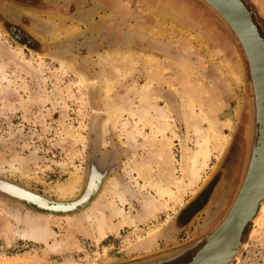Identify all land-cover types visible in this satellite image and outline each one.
<instances>
[{
    "label": "rangeland",
    "instance_id": "rangeland-1",
    "mask_svg": "<svg viewBox=\"0 0 264 264\" xmlns=\"http://www.w3.org/2000/svg\"><path fill=\"white\" fill-rule=\"evenodd\" d=\"M148 1L0 0V181L38 198L73 200L93 170L103 173L101 178L93 171L92 179L101 178L99 191L72 213L41 209L0 191V264H125L182 251L157 263L180 264L194 256L229 209L240 185L232 155L245 134L247 61L234 35L202 1L170 0L168 13L154 11ZM244 1L264 36V0ZM127 49L156 55L158 68L134 67L107 96L102 81L110 69L101 57ZM150 78L153 91L141 102L135 90ZM185 86L198 93L196 111L211 136V159L184 193L172 185L178 200L161 198L137 167L150 163L158 172L162 162L168 177L188 183L183 165L195 142L184 114ZM116 101L125 110L109 116ZM133 109L150 111L154 122ZM75 171L82 174L79 189L61 198L53 187ZM111 177L130 198L122 207L136 226L96 243L81 214L92 206L94 217L99 210L109 217L108 207L121 205ZM77 214L81 220L72 218ZM258 221L247 226L236 264H264V224ZM29 223L47 226L48 240L12 237Z\"/></svg>",
    "mask_w": 264,
    "mask_h": 264
},
{
    "label": "bare ground",
    "instance_id": "bare-ground-1",
    "mask_svg": "<svg viewBox=\"0 0 264 264\" xmlns=\"http://www.w3.org/2000/svg\"><path fill=\"white\" fill-rule=\"evenodd\" d=\"M113 2L114 1H112L111 4L116 6V4H113ZM148 2L152 6V8L154 7L153 8L154 11L168 13L167 8L170 5L169 3L170 0H150ZM218 3L221 6V9L228 16L233 18L235 17L237 19L236 21L237 25L242 30L241 32L246 37L247 44H249V47L253 53L256 66L259 71L258 78L260 79L261 82L259 86H260V96L262 101L261 116L263 123L262 125L259 126L260 127L259 130L261 131H259L258 138L255 142V148H254L255 153L251 155L253 152L251 153L250 148L252 147L253 144L252 140H254L255 121L250 108V105L252 104L253 100L250 99L249 97L247 110H246L247 117L245 121V129H244L245 134L243 136L247 143L243 171L247 170V165L249 162L250 167L253 166L251 167L252 169L251 174L249 176L247 183L245 184L244 189L241 192L240 198L238 199L239 200L238 210L232 217V222H231L233 225L230 228L228 229L226 228L225 230H223L221 236L206 250L207 253L205 252L206 254L202 255L200 260L208 259L214 256L218 257L221 254H223L225 251L229 250L230 248L233 249L239 245L240 237L242 234V232L240 231L243 225L245 224L246 220H248V218L252 215L257 202L260 200V195L264 190V46L262 43L263 40H261V38L258 37L257 31L254 25L252 24L251 17L244 4H242L239 0H220V2ZM120 10L121 13H124L123 8L121 7L118 8L117 6V12H119ZM142 27L144 28V26ZM155 56L156 55L151 53L148 54L131 49L123 50L121 52L119 50V52L117 53H107L105 55L103 54V58L100 56L101 61L103 60L106 63V66H108L110 69V71L106 72L102 81L104 86L103 90L105 89L104 92L106 91L107 96L110 95V93L113 91L115 84L118 81L122 80L127 76H130L133 73L135 69L134 67L138 65L140 66L141 64V65L150 66L152 71L156 70L158 67L155 62L156 61ZM0 71L3 70L0 68ZM2 77L5 78L4 74H2ZM80 77L81 80L86 84L87 83L86 76L80 74ZM153 88H154V79L150 78L147 81L141 83L140 87L137 90H135V93L139 96L141 102H145L148 100L151 92L153 91ZM185 89L189 90V93L186 92L188 94L186 95L187 96L185 101L186 110L184 111V114L186 116V120L188 121V128L190 129V132L192 133L195 142L194 143L195 148L188 150L189 154L186 157V163L184 162L185 165H183V176L188 179V183H184L182 179H175L174 177L172 178L171 176L168 177L166 174L165 165L162 162L160 163V165H158L159 167L158 172H155L153 170L150 163L149 164L145 163L144 165L142 164L137 167V171L139 175L144 179H146V182L149 184V186L152 189H154L155 192L158 194V196L161 198H165L168 196V197H175V200H178L179 199L178 195L176 194V191H174V189L172 188V185L178 186V191L180 194L184 193L189 185L195 184L200 179L202 171L208 167L209 161L211 159V154H212L211 136L208 129L201 124L203 118H201L200 114L196 111L197 101L195 99L198 93L197 91H194L196 90L194 86L192 87L185 86ZM165 98L169 102L167 103L169 107H171V105H174L171 104L173 103V99L170 98V95L165 96ZM124 106L125 105L123 102L116 101L111 106L110 111H108L109 116H114L117 113L122 112L123 110H125ZM130 111L132 113L136 112L142 117H146L149 120V122H154L153 121L154 117H152L149 114L150 111L147 112L146 109H138V110L133 109ZM228 121H232V120L227 119V125L229 124ZM104 144L105 145L107 144L106 140H104ZM79 172L78 171L72 172L65 181L57 183L53 187V191L56 192L61 198H67L68 196L73 195L75 191L79 189V185L82 181V174ZM96 172L97 173L99 172L102 178L103 173L100 172V170ZM242 176L243 175H241V179ZM101 178H99L100 180L97 179L96 177L93 178L86 187L85 193L80 196L78 195L79 197L73 200H67V199L52 200L50 198H42V197L38 198L36 196H40V194H37L33 191L29 192L26 190L27 193H24L25 191L22 192L24 188L23 190L21 189V191L16 190L22 187H18L15 185H6V184L5 186H7V188L11 190L13 188L12 191H15V193L19 194V196L26 197L29 200H32L39 205H44L45 207L51 209L62 210L72 213V211L76 212L77 208L80 205L83 206L82 208H84L89 204L92 198L88 199V197L99 191L98 189L100 188L101 185L100 182ZM110 179L111 180L109 182L110 183L109 185L113 187L114 193L118 197V200L121 202V205L118 203L111 204L110 207H108L110 210L109 217L107 216V214L104 213L105 211H101V210L98 211L99 216L94 217L91 214L92 206L90 208L87 207V209L85 208V210L81 214V216H84L86 219L90 221V225L92 229L91 231H93L91 234L96 243H100L103 239L106 238L107 234L113 233L115 231H119L122 227H126L132 224L136 226L135 225L136 219L131 213V211H126L122 207V204L126 203V201H128L130 198L129 199L126 198L125 190L121 187L120 183L115 177H111ZM31 194H34L36 196ZM81 216L77 214L75 217L72 218H77L81 220L80 218ZM259 218L260 220L259 221L257 220L258 221L257 223L259 226H261L262 224H264V206L261 209ZM15 236H19L20 238L28 239L34 242H41L48 240L49 231L47 226L43 224L29 223V225L26 228L15 230L14 235L12 237ZM192 260L190 262H192ZM221 260L222 261L220 262V264H223L224 261H226L225 257H222Z\"/></svg>",
    "mask_w": 264,
    "mask_h": 264
},
{
    "label": "water",
    "instance_id": "water-1",
    "mask_svg": "<svg viewBox=\"0 0 264 264\" xmlns=\"http://www.w3.org/2000/svg\"><path fill=\"white\" fill-rule=\"evenodd\" d=\"M200 1H202L212 12H214L217 15V17L224 23V25L230 30V32L234 35L236 41L238 42V44L241 47V50H242V53L244 55L245 60L247 61L249 73H250V81H249L250 99L253 100L252 104L250 105V108H251V112L254 116V121H255L254 139H257L258 135H259V131H261V130H259V128H260L259 126L262 125L263 121H262V116H261L262 101H261L260 86H259L261 82H260V79L258 78L259 71L257 69L255 59L253 57V53L249 47V44H247L246 37L241 32L242 30L237 25V22H236L237 19L235 17L233 18V17L228 16L221 9V6L218 3V2H220V0H200ZM239 1L246 6L247 11L251 17L252 24L254 25V27L257 31L258 37H260L261 40H263L262 43L264 46V36L261 35L259 26H258L257 22L255 21L254 16L252 14V10L249 8V6L245 3L244 0H239ZM254 153L255 152H253L252 155ZM251 167H253V166H251ZM251 167H250V164L248 163L247 170L245 171V173L241 179V182H240V185H239L238 190L236 192V195H235L229 209L227 210V212L223 216V218L218 222V224L207 235L205 244L199 250V252L196 253L192 262L185 263V264H220V262L222 261L221 260L222 257H225V259H226V261H224L223 264H236L237 263V261L239 260L240 256L243 253V250L246 247V243L243 240L246 228L250 223L251 224L255 223L259 219L261 209L264 206V190H263L262 194L260 195V200L257 202L252 215L248 218V220H246L245 224L243 225V227L240 231V232H242V234L240 237L239 245L236 248H233V249L230 248L229 250L225 251L223 254H221L218 257L214 256V257H211L208 259H203V260H200V258L202 257V255H205L207 253L206 250L221 236L223 230H225L226 228L228 229L233 225L231 223L232 217L234 216V214L238 210V204H239L238 199L240 198L241 192L244 189L245 184L247 183V181L249 179V176H250L251 170H252ZM93 171L89 177V180L87 182L86 187L88 186L89 182L92 180ZM95 171H98V170L95 169ZM5 184L6 185H13V184H9V183H5V182L0 181V191L4 192L10 196L16 197L20 200H23L25 202L33 204L36 207L41 208V209H45V210L57 212V213H67V212L62 211V210H55V209H51L48 207L44 208L43 206H39V204H37L36 202L29 200L26 197H21V196H19V194L15 193L11 189H8L7 186H5ZM15 186H17V185H15ZM18 187H21V186H18ZM86 187H85V189H86ZM22 188H24V187H22ZM25 189H27V188H25ZM85 189H84L82 194L85 193ZM94 194H96V193H94ZM94 194H92L90 197H88V199L92 198ZM81 207H83V206L80 205L77 208V210ZM181 252L182 251L175 253L176 255L175 254H172V255L165 254L161 258L159 256L158 257H149V258L138 257V258L132 259L131 261H129L125 264H157L161 261H165V260L174 258L175 256H178V254H180Z\"/></svg>",
    "mask_w": 264,
    "mask_h": 264
},
{
    "label": "flooded vegetation",
    "instance_id": "flooded-vegetation-1",
    "mask_svg": "<svg viewBox=\"0 0 264 264\" xmlns=\"http://www.w3.org/2000/svg\"><path fill=\"white\" fill-rule=\"evenodd\" d=\"M256 140L257 139H254V140H252V147L250 148V150H251V153L252 152H255L254 151V148H255V142H256ZM242 141H243V143H242V146H241V148L240 149H238L233 155H232V157H233V160H237V173H236V177H237V184L239 185V183H240V179H241V175H244V172H245V170L243 171V169H244V160H245V156H246V148H247V143H246V140L244 139V137L242 138ZM252 155V154H251ZM249 163V162H248ZM243 177V176H242ZM205 244V243H204ZM203 244V245H204ZM203 245L197 250V252L203 247ZM196 252V253H197ZM196 253L194 254V256L196 255ZM193 256V257H194ZM193 257L190 259V260H188V261H186V262H183V263H188V262H190L192 259H193ZM183 263H180V264H183ZM179 264V263H178Z\"/></svg>",
    "mask_w": 264,
    "mask_h": 264
},
{
    "label": "crops",
    "instance_id": "crops-1",
    "mask_svg": "<svg viewBox=\"0 0 264 264\" xmlns=\"http://www.w3.org/2000/svg\"><path fill=\"white\" fill-rule=\"evenodd\" d=\"M111 13H112V18L118 16V13H116L115 10H112ZM111 13H110V14H111ZM115 13H116V14H115ZM105 16H106V15H105ZM104 20H105V19H104ZM104 20L102 21L103 23H104ZM167 24L169 25V27H172V26H171L172 23H171L170 20H167ZM155 31H158V29H156Z\"/></svg>",
    "mask_w": 264,
    "mask_h": 264
}]
</instances>
